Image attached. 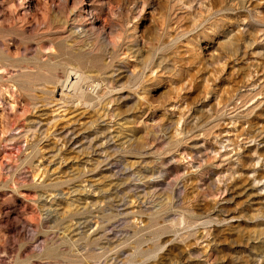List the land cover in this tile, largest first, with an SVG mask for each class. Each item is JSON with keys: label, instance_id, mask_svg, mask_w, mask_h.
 <instances>
[{"label": "rangeland", "instance_id": "rangeland-1", "mask_svg": "<svg viewBox=\"0 0 264 264\" xmlns=\"http://www.w3.org/2000/svg\"><path fill=\"white\" fill-rule=\"evenodd\" d=\"M0 264H264V0H0Z\"/></svg>", "mask_w": 264, "mask_h": 264}, {"label": "bare ground", "instance_id": "bare-ground-1", "mask_svg": "<svg viewBox=\"0 0 264 264\" xmlns=\"http://www.w3.org/2000/svg\"><path fill=\"white\" fill-rule=\"evenodd\" d=\"M73 77V76H72ZM75 79V78H74ZM67 80V79H66ZM68 80H70V79H68ZM80 84V83H79ZM77 88H78V86H77Z\"/></svg>", "mask_w": 264, "mask_h": 264}]
</instances>
